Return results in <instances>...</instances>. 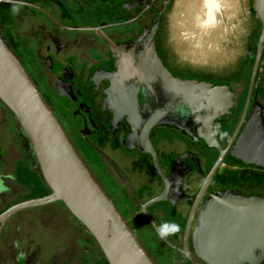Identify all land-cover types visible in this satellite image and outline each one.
<instances>
[{"label":"flooded vegetation","instance_id":"flooded-vegetation-1","mask_svg":"<svg viewBox=\"0 0 264 264\" xmlns=\"http://www.w3.org/2000/svg\"><path fill=\"white\" fill-rule=\"evenodd\" d=\"M245 53L219 71L179 62L175 50L177 21L184 0H10L0 2V31L18 56L74 148L111 198L155 264H192L178 249L195 256L192 234L201 205L213 190L264 196V169L226 162L254 105L264 125V44L247 100L260 23L252 9ZM244 39V38H243ZM242 39V40H243ZM138 42V44H137ZM170 44V45H169ZM127 52L145 68L140 88L116 82V64ZM243 44L236 53L241 51ZM237 53V57H238ZM246 56V63L244 62ZM237 59V60H236ZM230 66H229V65ZM143 81L189 94L219 96L229 113L213 123L226 150L225 159L195 206L218 150L195 142L174 122L151 129L152 156L131 136L136 114L147 103ZM144 84V85H145ZM154 85V84H153ZM244 178L233 180V176ZM166 191L162 201H151ZM49 190L33 167L15 120L0 102V215L10 207L43 197ZM160 230L177 224L165 243L142 211ZM60 232L51 237L50 229ZM200 260V259H199ZM0 264H105L97 245L60 202L22 210L0 223Z\"/></svg>","mask_w":264,"mask_h":264},{"label":"water","instance_id":"water-1","mask_svg":"<svg viewBox=\"0 0 264 264\" xmlns=\"http://www.w3.org/2000/svg\"><path fill=\"white\" fill-rule=\"evenodd\" d=\"M10 0H0L7 2ZM252 9L260 23V36L251 72L247 100L258 70L264 44V0H251ZM138 44V42H137ZM127 49L116 64V82L142 86L144 66L130 57ZM145 84V81H143ZM143 84L148 99L135 103V130L131 141L137 148L151 154L157 171L160 170L150 146L151 129L163 122H174L191 135L195 142L218 150L219 154L197 196L188 221L194 216L195 206L205 192L211 178L225 159L213 131V123L226 119L229 111L207 100L219 96L196 92L189 94L181 89L161 88L149 81ZM154 84V85H153ZM0 102L16 122L25 149L33 158V167L49 190V194L18 203L0 215V223L19 211L60 202L77 224L94 240L101 260L105 264H155L143 248L127 222L120 216L111 198L106 194L93 173L86 166L51 108L24 69L15 51L0 31ZM226 162L264 169V125L258 107L253 106L243 129L235 140ZM162 176V174H160ZM163 177V176H162ZM165 191L151 201H162ZM142 211L157 235L155 221L146 210ZM193 256L186 247L178 249L192 264H264V196L243 195L238 192L213 190L201 205L192 234Z\"/></svg>","mask_w":264,"mask_h":264},{"label":"rangeland","instance_id":"rangeland-1","mask_svg":"<svg viewBox=\"0 0 264 264\" xmlns=\"http://www.w3.org/2000/svg\"><path fill=\"white\" fill-rule=\"evenodd\" d=\"M221 5L222 8L216 16V31L209 38H197L192 32H186L187 36H184L188 40V45L182 44L181 46L184 45L183 50L179 54L184 58L183 62L219 71L226 61L234 62V58L238 59L246 52V50L243 51V48L245 49V36L250 26L249 0H221ZM193 7L196 8L197 12L194 10L196 14H203L204 9L200 3L194 4L193 2ZM201 16L203 17L204 14ZM242 44L243 47L239 53L237 52V57V53L235 56L234 52L238 51ZM193 54L196 56L193 57ZM244 60L246 63V56H244ZM30 197L31 199L38 198L33 195ZM59 229L58 226L51 227L49 232H51L52 238L55 236L54 233L60 232Z\"/></svg>","mask_w":264,"mask_h":264},{"label":"bare ground","instance_id":"bare-ground-1","mask_svg":"<svg viewBox=\"0 0 264 264\" xmlns=\"http://www.w3.org/2000/svg\"><path fill=\"white\" fill-rule=\"evenodd\" d=\"M193 2L194 4H196V2L201 4L204 9V18L201 16L203 14L199 15L195 13L196 8L193 7ZM184 5V12H179L181 17H179V20L177 21L179 33L176 36L175 45H171L177 51H182V47L185 44L188 45V40H186V32H192V34L197 36V38H209L212 33H215L217 26L216 16L222 8L221 0H184ZM182 44L184 45L181 46ZM188 52L189 51L187 49V53ZM192 56L194 57L196 54H193ZM183 59V57L179 56L177 60L179 62H183Z\"/></svg>","mask_w":264,"mask_h":264},{"label":"clouds","instance_id":"clouds-1","mask_svg":"<svg viewBox=\"0 0 264 264\" xmlns=\"http://www.w3.org/2000/svg\"><path fill=\"white\" fill-rule=\"evenodd\" d=\"M178 230H179V225H177V224L164 225L160 229V235L162 237L167 236L170 234H174Z\"/></svg>","mask_w":264,"mask_h":264},{"label":"trees","instance_id":"trees-1","mask_svg":"<svg viewBox=\"0 0 264 264\" xmlns=\"http://www.w3.org/2000/svg\"><path fill=\"white\" fill-rule=\"evenodd\" d=\"M240 177H241V178H244V175H241ZM240 177H239V178H240ZM239 178H238V176L235 174V175L233 176L232 179H233V180H237V179H239ZM244 180H249V181L251 182L250 179H245V178H244Z\"/></svg>","mask_w":264,"mask_h":264}]
</instances>
